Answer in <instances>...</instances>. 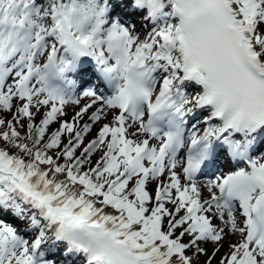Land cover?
<instances>
[{
	"label": "snow or ice",
	"instance_id": "6c2138e0",
	"mask_svg": "<svg viewBox=\"0 0 264 264\" xmlns=\"http://www.w3.org/2000/svg\"><path fill=\"white\" fill-rule=\"evenodd\" d=\"M0 264H264V0H0Z\"/></svg>",
	"mask_w": 264,
	"mask_h": 264
},
{
	"label": "bare ground",
	"instance_id": "6f19581e",
	"mask_svg": "<svg viewBox=\"0 0 264 264\" xmlns=\"http://www.w3.org/2000/svg\"><path fill=\"white\" fill-rule=\"evenodd\" d=\"M203 180H205V179H203ZM232 242H235V237H230L229 238ZM228 251V244H227V242L225 243V245H224V248L221 250V253H220V255H223L225 252H227ZM217 260H219V256H217Z\"/></svg>",
	"mask_w": 264,
	"mask_h": 264
},
{
	"label": "rangeland",
	"instance_id": "374dc122",
	"mask_svg": "<svg viewBox=\"0 0 264 264\" xmlns=\"http://www.w3.org/2000/svg\"><path fill=\"white\" fill-rule=\"evenodd\" d=\"M72 107L70 106L68 109H67V111L69 112V115H71L72 114ZM53 127H55V125H53ZM209 179V178H208ZM210 250H211V248H210ZM204 258L202 257L201 258V260H203Z\"/></svg>",
	"mask_w": 264,
	"mask_h": 264
}]
</instances>
